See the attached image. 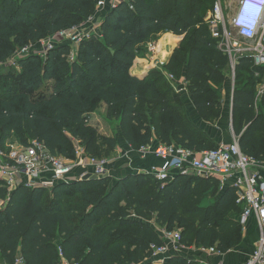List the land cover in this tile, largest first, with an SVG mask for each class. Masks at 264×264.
<instances>
[{
  "label": "trees",
  "instance_id": "obj_1",
  "mask_svg": "<svg viewBox=\"0 0 264 264\" xmlns=\"http://www.w3.org/2000/svg\"><path fill=\"white\" fill-rule=\"evenodd\" d=\"M99 2L0 0V64L20 48L84 25ZM215 2L122 1L103 18L101 37L85 38L74 56L69 44L59 43L44 60L38 53L19 59L21 73L12 75L16 86L0 94V148L14 138L24 146L37 141L51 155L73 160L79 145L99 159L104 147L114 151L118 144L88 122L106 105L107 120L116 121L134 151L155 139L197 152L216 149L188 118L181 93L164 75L184 77L202 121L221 118L220 94L232 68L208 26ZM161 33L182 37L180 47L163 71L133 76L141 44ZM235 73L240 85L232 98L235 134L246 155L264 159V94L257 102L264 68L243 57ZM211 196L214 204L204 205ZM74 197L77 202H67ZM243 211L234 189L221 191L215 179L182 173L167 182L146 173L74 180L52 191L26 186L9 191L0 183V264H15L19 256L26 264H61L60 249L78 264H154L150 247L164 244L155 224L169 232L184 228L186 247L225 255L242 243ZM166 264L194 262L177 255Z\"/></svg>",
  "mask_w": 264,
  "mask_h": 264
},
{
  "label": "built area",
  "instance_id": "obj_2",
  "mask_svg": "<svg viewBox=\"0 0 264 264\" xmlns=\"http://www.w3.org/2000/svg\"><path fill=\"white\" fill-rule=\"evenodd\" d=\"M122 1L128 0H100L98 7L111 2V7H116ZM248 0H240L238 11ZM237 12L232 20V26L239 38L254 42V46L243 47L234 41L233 35L224 26V10L221 0H216L208 20L212 37L219 41V49L230 57L232 73L240 58L249 57L254 66L264 68V23L257 33L242 31L236 28ZM95 20L93 15L82 26H76L67 31H61L55 36L42 40L36 45H29L17 50L14 57L21 59L32 53L43 44L44 51H48L59 43H67L72 47V56L76 53L82 41L90 35L83 36V30ZM150 52L156 51V46H149ZM166 79L171 82L178 93L185 91V87L175 86V77L164 72ZM264 94V84L259 86L257 99ZM144 157L150 153L160 162L161 166L152 167L142 173L150 174L160 182H167L176 174L196 175L204 179H215L220 183V189L232 188L237 196V203L244 205V211L240 216V223L245 229L252 218L256 219L259 229V239L256 249L245 264H264V159H257L246 155L235 138L229 144H220L214 150L203 152L191 151L177 145H162L156 147H144L139 150ZM107 162L90 157L84 148L77 145L73 160L51 155L43 144L33 142L30 146L9 142L6 147L0 148V183L9 191L19 186L29 188L43 187L52 189L61 183L72 181L73 172L77 168L82 169L79 180L92 174L99 178L108 176ZM163 245L152 244L150 252L154 264H166L169 261L168 254L172 245L176 251L187 249L182 243V234L178 230L164 231L161 235ZM200 252L213 255L217 254L215 248L198 249ZM61 264H78L70 262L63 257ZM192 261V260H189ZM15 264H26L22 258H18ZM204 264V263H201Z\"/></svg>",
  "mask_w": 264,
  "mask_h": 264
},
{
  "label": "crops",
  "instance_id": "obj_3",
  "mask_svg": "<svg viewBox=\"0 0 264 264\" xmlns=\"http://www.w3.org/2000/svg\"><path fill=\"white\" fill-rule=\"evenodd\" d=\"M108 6L111 7V2L105 4L102 7L99 6L97 8V12L95 15L96 19H98V16H100L102 18L101 20H103V18L110 12V10L113 9V8H109ZM99 32L100 34H96V36L101 37L100 28H99ZM182 39H183L182 37H177L173 35L172 33H161V34L152 36L150 40L141 44L142 53L135 60L133 68L131 69V74L133 76H137L141 79H144L148 76V74H150L156 69L163 71L162 67L170 61L173 53L180 47ZM153 44L156 46V51L154 53L150 52L149 50V46ZM182 79L185 84L183 87L186 88L187 85L184 80V77ZM180 95L183 98L186 115L188 116V118H190V120L193 119L196 122V124L193 123L194 125H196L198 128L201 129L202 128L201 125L204 126L207 123L202 121L199 115L197 114L195 105L193 103L192 97L188 89L186 88L185 91H183ZM232 98H231V104H230L231 115H232ZM260 101H261V97L258 98V101H257L258 104ZM102 108H103V112H104L103 115L105 117V120L107 122H110L106 118V109H107L106 105H103L101 109ZM94 114L95 113L91 115L90 120L95 116ZM114 123H116V121ZM117 129H118L117 137L120 139V142L118 143L116 151L119 148L118 152L121 151V155L119 159L114 163H110L109 161L105 160L108 164L107 170H108L109 177L115 178V174L120 172L122 173V175L119 176V178H116V180H119L125 177L126 175H128L129 173H136V174L139 173L140 174L143 171H146L149 168H152L154 166L155 167L161 166L160 162L154 157V154L150 153L149 155H147V157H144L140 151L132 150L122 139L119 128ZM231 130L233 133V139L231 141H233L235 138H237L239 141V138L235 134V131L233 128V119H232V124H231ZM210 137L216 142L217 145L221 144V140H220L221 137L219 138L218 136H214V135H211ZM229 143L231 142L229 141L228 144ZM159 145H160V142L157 139H155L152 147H156ZM78 172L81 174L82 169L77 168L73 172V176L75 178H79L80 175L78 174ZM154 227L157 229L161 237L165 229L158 227L156 224L154 225ZM258 239H259V229L256 223V219L252 218L249 221L248 225L245 226V229L243 228V243L238 249L236 248L235 250L225 255L220 254V253L209 255V254L202 253L197 249L199 253H196V255H193L191 254L189 249H185L182 252H178L171 245L169 254H168L170 257L169 260L173 256L178 255V256H184L188 260L190 259L197 260L198 264H201V263H204V264H245L248 258L255 251ZM19 258L21 257L19 256Z\"/></svg>",
  "mask_w": 264,
  "mask_h": 264
},
{
  "label": "rangeland",
  "instance_id": "obj_4",
  "mask_svg": "<svg viewBox=\"0 0 264 264\" xmlns=\"http://www.w3.org/2000/svg\"><path fill=\"white\" fill-rule=\"evenodd\" d=\"M221 3L223 6V10H224V26L226 27L227 31L233 35L234 41L237 44L242 45L243 47L254 46V42L240 39L237 36V34L234 32L235 29L232 26V20L234 19L235 14L238 11V8L240 6V0H221ZM108 7L112 8L110 6H108ZM212 8L213 7H211L209 9L210 11L208 13V17H210V14L212 12ZM96 12L94 15H96ZM101 19L102 18L100 16H98V19H96V16H95V20L93 22H91L90 24H88V26L86 28H84L83 33H82L83 36L90 35V34L91 35L100 34L99 28H100L101 22H102ZM45 46H46V44L45 45L40 44V46L35 50L36 53H38L43 60L47 56V52L44 51ZM18 60L19 59L12 56V58L10 60L4 62L3 64H0V94L9 93L16 86L15 81L12 79V75L21 73V69L19 68V66L17 64ZM182 78L183 77L178 78L176 80V82L174 83V85L175 86H179V85L184 86L185 84H184ZM262 81L264 84V76H262V79H260V82H262ZM238 86H240V85L237 84L236 73L233 74L232 72H230L228 79H227V82L224 84V86L221 90V94H220V100H221V104H222L221 118L215 122L207 123L204 126L201 125V127H202L201 130L206 132V134L208 136L214 135V136H218L219 138L221 137L220 138L221 144L222 143L228 144V142L229 141L232 142L231 140L233 139V133L231 130L232 115H231L230 104H231V98L233 97V94H234V90ZM43 88H45V90H49L48 86H44ZM35 95H37V93ZM100 109L101 108H99L98 110L95 111V114H94L95 116L91 120L89 119V121H88L89 125L96 128L102 136L113 137L119 143L120 139L117 137V130H118L117 129L118 128L117 123L107 122L105 120L104 115H103V113H104L103 108L101 110ZM191 120H192V123L196 124V122L193 119H191ZM12 142L19 143V141L15 138L12 140ZM117 146H118V144H117ZM118 150H119V148H118ZM118 150L117 151L116 150L111 151L109 148L104 147L102 154H100L97 157L100 160H106V161H109L110 163H114L119 159V157L121 155V151L118 152ZM78 174L80 175L79 172H78ZM113 174H114V172H113ZM121 175H122V173L118 172L115 174V178H112V177L111 178L113 181H115L116 178H119V176H121ZM74 180H79V178H75L73 176L72 181H74ZM50 194H51V192H47L45 197L47 198L48 196H50ZM215 198H216L215 196H211L210 199H208L204 205L214 204ZM67 202L68 203H70V202L75 203V202H77V199H76V197H74L72 199H68ZM177 230L180 231L181 234H184V231H185L184 228H178ZM242 243H243V240H242ZM187 249H189V251L193 255H196V253H199L196 247L189 246V247H187ZM168 257H169V255H168ZM192 261L194 262V264H198L197 260L192 259Z\"/></svg>",
  "mask_w": 264,
  "mask_h": 264
},
{
  "label": "clouds",
  "instance_id": "obj_5",
  "mask_svg": "<svg viewBox=\"0 0 264 264\" xmlns=\"http://www.w3.org/2000/svg\"><path fill=\"white\" fill-rule=\"evenodd\" d=\"M264 23V0H248L237 12L236 28L257 33Z\"/></svg>",
  "mask_w": 264,
  "mask_h": 264
},
{
  "label": "water",
  "instance_id": "obj_6",
  "mask_svg": "<svg viewBox=\"0 0 264 264\" xmlns=\"http://www.w3.org/2000/svg\"><path fill=\"white\" fill-rule=\"evenodd\" d=\"M106 177H107V176H106ZM98 179H100V178L97 177V176H94V175H92V174H89V175L83 177V178H82V181H90V180H98Z\"/></svg>",
  "mask_w": 264,
  "mask_h": 264
}]
</instances>
